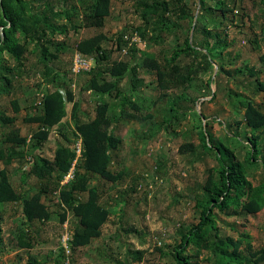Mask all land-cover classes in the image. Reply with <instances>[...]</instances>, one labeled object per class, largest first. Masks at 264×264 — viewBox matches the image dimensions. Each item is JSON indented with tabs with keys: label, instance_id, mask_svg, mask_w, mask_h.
<instances>
[{
	"label": "rangeland",
	"instance_id": "obj_1",
	"mask_svg": "<svg viewBox=\"0 0 264 264\" xmlns=\"http://www.w3.org/2000/svg\"><path fill=\"white\" fill-rule=\"evenodd\" d=\"M54 3L59 8L82 6L81 0H54ZM132 4L131 0H110V15L100 29L82 26L84 12L79 9L74 18L80 27L73 30L68 25L67 36L55 38L64 45L58 60L49 65L47 71L34 46H28L24 69L13 81L10 93L0 98V113L15 118L12 125H0V141L10 132L18 130L20 137L27 139V150L35 149V155L51 162L58 144L72 143L71 149L76 150L78 155L81 149L80 142L74 138L72 104L68 105V116L55 128L49 143L37 144L30 139L36 126L25 123V120L42 114V100L54 86H61L63 96L66 92L72 94L74 103L79 105L77 116L81 123L94 120L96 107L101 102L109 105L107 116L110 119L120 116L118 108L123 99H130L139 107L138 112L127 107L128 115L136 116V120L116 122L112 127L113 136L120 141V145L117 151H113L109 169L113 173L122 172V178L111 183L93 174L89 183L90 187L100 188L98 202L110 213L101 228V236L85 247L70 251V232L77 225V220L68 214L65 222H60L58 192L45 194L42 198L51 211V217L46 222L28 224L22 216L20 203L0 204V264H31L32 261L35 264H56V261L61 264H175L171 252L180 243L182 234L199 223L201 209L197 204L204 198L203 188L210 170L218 166L213 154L201 150V126L210 135L211 144L222 143L234 151L254 186L263 183L264 137L259 142L257 162L246 163L251 150L245 135L248 130L244 124L238 126L237 123L243 121L244 108L239 101L244 97H249L264 112V91L257 89L258 82H264V63L260 60V55L264 53V0H238L234 12L228 14L229 21L223 25L226 26L224 34L230 44L227 54L218 58L224 65V72L218 74V67L214 66V70L201 73L195 85L189 88L188 95L195 97L197 86H202L203 97L196 106L180 102L177 106L179 119L172 120L171 124H165V121L172 119L175 113L167 115L165 111L174 97L184 93L183 88L163 96L155 73L142 67L137 75L120 83V92L114 93L112 99H101L95 92L85 91L96 64L92 61L89 71L81 73L73 65L79 55V43L100 33L111 39L103 42L108 55L105 66L114 62H130L133 59L130 53L133 42L140 50L137 57L141 66L146 58L162 60L170 53L176 44V37L159 44H147L134 35L132 42L126 41V45L118 48L117 38L121 34L124 39L131 37V27L142 23ZM36 7L39 8V5L36 4ZM198 9L195 8L196 13ZM171 20L173 22L175 18ZM57 21V25L67 23L64 19ZM155 27L156 21H152L150 31ZM20 40L25 43L22 37ZM180 61L184 67L190 64L189 59ZM246 66L253 67L257 74L248 75ZM239 68L244 69V74L235 71ZM53 76L54 83L51 80ZM209 77H213L210 88L204 86ZM213 92L216 94L214 99L211 96ZM14 100L19 113L13 111ZM147 115L151 117L145 119ZM186 145L196 147L197 153L181 154V148ZM21 169L26 171L27 168L16 159H12L9 166L0 163V170H7L15 192L31 197L40 190V182L34 177L23 180L19 172ZM73 172L74 169L61 180L60 185L71 179ZM57 176L59 174L54 173L53 179L57 180ZM121 194H124V200ZM82 198L85 200L86 194ZM217 223L222 236L238 239L241 233L247 232L251 238L246 242L251 243L254 249L264 245V208L253 216L221 214ZM19 234L33 242L31 249L17 247L14 237ZM246 242L242 243L240 251ZM61 249L69 257L65 263L59 259ZM140 252L141 259H134ZM185 254L200 260L201 264H213L209 260V252L195 246L191 245Z\"/></svg>",
	"mask_w": 264,
	"mask_h": 264
},
{
	"label": "trees",
	"instance_id": "obj_2",
	"mask_svg": "<svg viewBox=\"0 0 264 264\" xmlns=\"http://www.w3.org/2000/svg\"><path fill=\"white\" fill-rule=\"evenodd\" d=\"M131 1L134 13L139 16L142 23L131 27V37L124 39L121 34L117 38L118 48L126 45V41L132 42L134 35L147 44H159L161 41L176 37V44L162 60L146 58L141 66L137 57L140 50L133 42L134 46L130 49L133 59L130 62H114L105 66L108 55L103 48V42L111 39L100 33L83 40L77 47L79 56L85 60L91 59L96 64L90 73L91 79L85 91L95 92L101 99H112L114 93L120 92L119 85L125 78L137 75L139 70L145 67L155 73L159 91L163 96L184 89L181 96L174 97L168 103V109L165 111L167 115L175 113L172 119L165 121V124H171L172 120L179 119L177 106L180 102L186 101L196 106L203 97L202 86H197L195 97L188 95L189 88L195 85L201 73L214 70V66L218 67V74L224 72V65L218 58L227 54L230 44L224 34L227 31H224L226 26L223 25L225 21H229L228 14L234 12L238 0ZM81 5L82 8L75 5L59 8L55 6L54 0H0V98L10 93L13 81L24 69L28 46H34L47 71L49 65L58 60L64 45L55 38L67 36L68 25L73 30L80 27L74 18L79 9L84 12L82 26L96 29L104 26L106 18L110 15V0H81ZM195 8H199L198 14ZM172 18H175V21L172 22ZM59 19H64L67 23L57 25ZM152 21H156V27L150 31ZM230 22L234 21L231 19ZM21 37L25 41L24 44L21 43ZM180 59H189L190 64L184 67ZM260 60L264 63V53L260 55ZM246 69L250 76L257 74L253 67L246 66ZM235 71L244 74L242 68ZM54 78L55 76L51 79L52 83ZM212 84L213 77H209L204 86L210 88ZM60 89L61 86L58 85L48 91L41 103L42 114L26 119L25 123L36 126L30 137L32 142L49 143L55 128L67 118L68 105L72 104L74 138L81 144L79 155L76 150L71 149L72 143L66 141V145L58 144L54 160L51 162L35 155V149L27 150V139L20 137L18 130L10 132L0 141V163L9 166L12 159L24 163L27 169L19 171L21 178L25 180L34 177L40 182L41 187L31 197L20 196L10 184L7 170H0V204L20 203L22 216L28 224L35 221L46 222L51 217V211L42 202V198L45 194L58 192L60 222L64 223L68 214L77 220L68 241L70 251L74 252L101 236V228L110 215L98 202L100 188L89 186L92 175L111 183H116L123 176L122 172L113 173L109 169L113 151H117L120 145V141L113 136L112 127L116 122L136 120V116L128 115L127 107L134 112L140 109L130 99H123L118 108L120 116L110 119L107 116L109 105L101 102L96 107L94 120L81 123L77 116L79 105L74 103L70 92L63 96ZM257 89L264 91V82H258ZM211 96L214 99L216 94L213 92ZM239 104L244 108V114L242 123L238 122L237 125H245V129L248 130L245 134L246 139L251 147L246 163H255L258 160L259 142L264 137V112L259 110L249 97H244ZM12 106L14 113L20 112L16 100L12 101ZM150 117L147 115L145 119ZM13 123L15 118L0 113L1 126ZM200 135L201 150L213 154L218 166L210 170L203 188L204 198L198 201L197 206L201 209L199 223L182 234L180 243L174 246L171 252L174 263L201 264L200 260H194L193 256L185 254L191 245L209 252L208 257L213 264L264 263V245L254 249L251 243L246 242L251 238L247 232L241 233L238 239L222 236L217 223L221 214L236 217L259 213L264 208V179L262 184L254 186L248 180L246 169L234 151L222 143L211 144V137L202 126ZM190 151L197 153L193 145L183 146L180 153ZM72 169H74L72 178L60 185L61 180ZM54 173L59 174L57 180L53 179ZM84 194L85 200L82 198ZM124 194H121L123 200ZM1 233L0 218V241ZM14 238L17 247L21 249L28 250L33 247V242L26 240L22 234ZM243 242L246 244L240 251ZM59 253V259L65 263V259L67 261L69 257L65 255L63 249ZM137 254L133 258L141 259L142 253ZM30 263L35 264V261ZM56 264L61 263L56 261Z\"/></svg>",
	"mask_w": 264,
	"mask_h": 264
},
{
	"label": "built area",
	"instance_id": "obj_3",
	"mask_svg": "<svg viewBox=\"0 0 264 264\" xmlns=\"http://www.w3.org/2000/svg\"><path fill=\"white\" fill-rule=\"evenodd\" d=\"M74 61H73V65L75 66V69L78 70V73H81V72L89 71V66H90V64L92 63L93 60H91V59L90 60H87V59L85 60L82 57H80L79 55H77L75 57Z\"/></svg>",
	"mask_w": 264,
	"mask_h": 264
}]
</instances>
